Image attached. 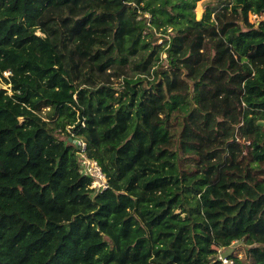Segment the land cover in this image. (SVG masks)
I'll list each match as a JSON object with an SVG mask.
<instances>
[{"label":"trees","instance_id":"1","mask_svg":"<svg viewBox=\"0 0 264 264\" xmlns=\"http://www.w3.org/2000/svg\"><path fill=\"white\" fill-rule=\"evenodd\" d=\"M198 1L0 0V264H264V0Z\"/></svg>","mask_w":264,"mask_h":264},{"label":"built area","instance_id":"2","mask_svg":"<svg viewBox=\"0 0 264 264\" xmlns=\"http://www.w3.org/2000/svg\"><path fill=\"white\" fill-rule=\"evenodd\" d=\"M83 148H85V143H83ZM85 154L86 153L83 149L82 155L85 158L84 162H83L84 163V167H83L84 171L86 173L94 176L93 183L94 182L96 183L98 180L99 181V183H98L99 187H101L102 189H105L108 184H107V180H106V182L101 181L102 172H103L101 166L99 165V163L96 160L85 157ZM98 185L93 186V184H92L93 187H97ZM236 244H237V241H234L229 248L224 247V246L219 247L218 259L220 260V264H237L236 260L233 257H231V255H229L227 253V250L234 248L236 246Z\"/></svg>","mask_w":264,"mask_h":264},{"label":"rangeland","instance_id":"3","mask_svg":"<svg viewBox=\"0 0 264 264\" xmlns=\"http://www.w3.org/2000/svg\"><path fill=\"white\" fill-rule=\"evenodd\" d=\"M219 1H220V0H199V1L197 2V4H196V8H195L196 17H197V18H201V17L205 14V12H206L207 9H208V4H210L212 8H215V7L219 6V5H218ZM262 17H264V14H261L260 16H258V15H256V14H252V13H250V15H249V19H250V21H252V22L257 21V20H259V19L262 18ZM144 40H145V39H142V42H144ZM160 42H162V38L158 40V43H160ZM142 44H143V43H142ZM8 74H9V73L6 72V73H5V76H8ZM1 87H2V88H8L9 91H11V89H10V84H7V83L3 80L2 77H0V88H1ZM122 90H123V89H121V91H122ZM119 92H120V91H119ZM21 120H22V118H21ZM173 124L175 125V123H173ZM63 136H65V133H64V134H61V137H63ZM182 154H183V153H182ZM180 159H181V165H182V167L186 166L187 163L190 164V165H193V163H189L190 160H191V158H190V155H188V154H183V155H181ZM106 180H107V177H106V175L102 172V179H101V181H105V182H106ZM98 183H99V181L97 180L96 183H95V182L93 183V186L98 185ZM100 183H101V182H100ZM98 186H99V185H98ZM179 211H180V210H179Z\"/></svg>","mask_w":264,"mask_h":264}]
</instances>
